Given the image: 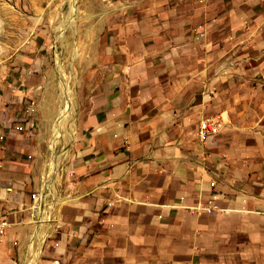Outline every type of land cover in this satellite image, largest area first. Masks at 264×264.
I'll return each instance as SVG.
<instances>
[{"label":"crops","instance_id":"crops-1","mask_svg":"<svg viewBox=\"0 0 264 264\" xmlns=\"http://www.w3.org/2000/svg\"><path fill=\"white\" fill-rule=\"evenodd\" d=\"M100 34L37 264H264V0H108ZM27 107L0 116L17 150ZM33 155L21 184L0 172L11 249L41 182Z\"/></svg>","mask_w":264,"mask_h":264},{"label":"rangeland","instance_id":"rangeland-1","mask_svg":"<svg viewBox=\"0 0 264 264\" xmlns=\"http://www.w3.org/2000/svg\"><path fill=\"white\" fill-rule=\"evenodd\" d=\"M72 1L71 3V0H0V116L10 110L14 117H18V111L13 107L21 104L23 111L28 109L26 106H31L32 113L28 118L34 122L30 125L33 134L27 133L33 137V140H20L21 149L17 150L14 148V137L11 133L5 132L4 121L0 120V136L7 134L0 144L5 147L4 152L0 147V172H5L6 183L21 184L28 174L27 163L29 154L32 153L35 157L34 166L41 172V186L45 174L50 169L52 157L50 139L53 126L59 129L57 150L58 153L61 152L64 139L60 136L63 131L60 128L63 127L64 121L59 119L58 107L62 93L60 85L62 75L75 104L74 116L72 115L74 134H69L67 143H70L73 136L75 138L69 144L67 156L61 163L60 176L58 175L55 184L57 192L54 198L50 196L47 199L48 204L53 202L52 209L55 205L58 206L62 169L67 165L71 147L74 146L77 138L78 98L80 92L88 85L85 66L91 62L93 50L101 42V20L108 0ZM261 120L264 122V111ZM261 134L264 136V130ZM12 166L17 167L18 170L11 168ZM52 209L44 211L47 221L53 212ZM47 221L43 224L45 232L51 223L46 224ZM33 225L19 228L20 233L24 231L20 237L22 241H18L12 249L9 239L3 240L0 246V264H22L26 241L32 242L30 247L39 244L31 238L36 232L34 229L30 233ZM27 259H29L28 254L26 261ZM26 261L25 264L33 259Z\"/></svg>","mask_w":264,"mask_h":264},{"label":"bare ground","instance_id":"bare-ground-1","mask_svg":"<svg viewBox=\"0 0 264 264\" xmlns=\"http://www.w3.org/2000/svg\"><path fill=\"white\" fill-rule=\"evenodd\" d=\"M73 1L71 0V3ZM61 29V28H59ZM58 29V31H59ZM61 91L62 93L60 94V99H59V119L64 121V125L61 129H63L62 134L60 136H63L64 139V144L62 146L61 152L58 153L57 147L59 144V139H58V134L57 132L59 131V129H56V126H53L52 128V135H51V139H50V150L52 152V157L50 159V169L49 171L45 174V178H43V183L41 185V202L42 205L41 207L38 209V217H39V224L36 226V232L34 234L31 235L32 240H34V242L36 243L39 242L38 245L35 246H31V241H26V252L24 253V261L23 264H25L26 261V254H28L29 259H27V261H29L30 259L33 261L27 262V264H37L38 262V257H39V253H40V248L42 245V241L43 238L45 237L46 232L44 231L43 228V224L46 220L47 215L44 214V211H48V209H52V206L50 207H46L45 203L47 202V199L52 196V198H54V195L56 194V181L58 180V175H59V169L61 166L62 161L66 158L67 156V150H68V146L71 143L72 139H74L75 137L72 135L70 136L71 141L70 143H67V140L69 139V134H74L73 130H74V126L73 123L74 121L72 120V115L74 116V108H75V104L73 101V98L71 96V91L69 89V86L67 85L65 78L61 77ZM75 118V117H73ZM73 128V129H72ZM72 130V132H71ZM75 132V131H74ZM53 190H55V192L53 193ZM54 200V199H52ZM52 201L49 203L52 205ZM56 207V205H55ZM55 207L52 209V211H54ZM52 214V212H51ZM51 218V215H50ZM50 219L46 222L49 223ZM33 242V243H34ZM34 247V248H33ZM31 248V249H30ZM34 249V252H33ZM28 252V253H27ZM35 254V255H34Z\"/></svg>","mask_w":264,"mask_h":264},{"label":"built area","instance_id":"built-area-1","mask_svg":"<svg viewBox=\"0 0 264 264\" xmlns=\"http://www.w3.org/2000/svg\"><path fill=\"white\" fill-rule=\"evenodd\" d=\"M31 113H32V109L30 108V114ZM31 125H33V123H31ZM6 126H8V124H5V127ZM221 126H222V121L218 118H215V117L205 118V119L201 120L199 122V128H198V140H199L200 144L203 146L206 145V142L209 139H211L212 137L219 134ZM15 129L18 131H23L24 127L22 125H16ZM30 134H33L32 130H30ZM0 138L2 139V136ZM40 194H41V186H39V189L37 191L33 192L31 195L34 206H33L32 220H31L29 226L31 224H34V225H33V228H31L30 233L34 229H36V226L38 225V222H39L38 209L42 205ZM45 206L48 208L51 206V204H48L46 202ZM212 209H214V208H204V210L207 212H211ZM52 213H55V210ZM52 216H54V215L51 214L50 222H52V220H53ZM8 225H9L8 220L2 214H0V246L2 245L3 240L5 238ZM46 233H47V229H46ZM45 238H46V234H45V237L43 238V241H42L38 260L40 258V254H41V251L43 249V246H44V243L46 240ZM23 254H24V251H23ZM23 261H24V255H23ZM22 264H23V262H22Z\"/></svg>","mask_w":264,"mask_h":264}]
</instances>
